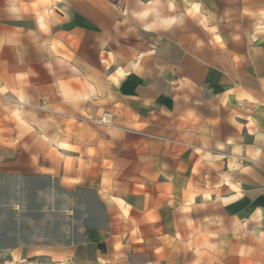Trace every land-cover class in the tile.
Instances as JSON below:
<instances>
[{
  "label": "crops",
  "instance_id": "crops-1",
  "mask_svg": "<svg viewBox=\"0 0 264 264\" xmlns=\"http://www.w3.org/2000/svg\"><path fill=\"white\" fill-rule=\"evenodd\" d=\"M6 185L0 264H264V0H0Z\"/></svg>",
  "mask_w": 264,
  "mask_h": 264
},
{
  "label": "rangeland",
  "instance_id": "rangeland-1",
  "mask_svg": "<svg viewBox=\"0 0 264 264\" xmlns=\"http://www.w3.org/2000/svg\"><path fill=\"white\" fill-rule=\"evenodd\" d=\"M22 187L0 186V226L3 229L0 240L6 245L17 238L45 237L48 241H57L63 223L68 227L71 223L59 215V209H69L72 204L63 206L51 195H46V199L34 197L32 185Z\"/></svg>",
  "mask_w": 264,
  "mask_h": 264
},
{
  "label": "built area",
  "instance_id": "built-area-1",
  "mask_svg": "<svg viewBox=\"0 0 264 264\" xmlns=\"http://www.w3.org/2000/svg\"><path fill=\"white\" fill-rule=\"evenodd\" d=\"M105 121V118H102L101 120H100V122H104Z\"/></svg>",
  "mask_w": 264,
  "mask_h": 264
}]
</instances>
